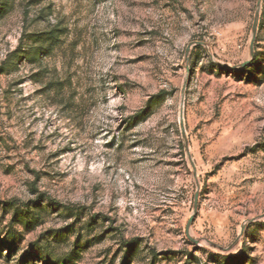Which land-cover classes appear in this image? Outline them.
Listing matches in <instances>:
<instances>
[{
    "label": "rangeland",
    "instance_id": "rangeland-1",
    "mask_svg": "<svg viewBox=\"0 0 264 264\" xmlns=\"http://www.w3.org/2000/svg\"><path fill=\"white\" fill-rule=\"evenodd\" d=\"M0 264H264V0H0Z\"/></svg>",
    "mask_w": 264,
    "mask_h": 264
},
{
    "label": "water",
    "instance_id": "water-1",
    "mask_svg": "<svg viewBox=\"0 0 264 264\" xmlns=\"http://www.w3.org/2000/svg\"><path fill=\"white\" fill-rule=\"evenodd\" d=\"M261 2V0H260ZM255 22H254V25H253V38H252V46H251V50H253V44L255 42V37H256V34H257V31H258V25H259V12L256 14V17H255ZM243 67V66H242ZM184 100V98L182 99V101ZM183 104H184V101H183ZM180 127H181V133H182V139L184 140L185 142V150H186V153L187 155L189 156V160H191V164L193 166V169H194V172L196 173V168H195V164L193 162V160L191 159V156H190V152H189V144H188V140H187V136H186V129H185V123H184V120H183V111H181V114H180ZM198 208H199V199H198V193H196L195 195V205H194V214L190 217V221L187 225V229H186V234H187V237L189 238V231H190V227L194 221V218L198 212Z\"/></svg>",
    "mask_w": 264,
    "mask_h": 264
},
{
    "label": "trees",
    "instance_id": "trees-1",
    "mask_svg": "<svg viewBox=\"0 0 264 264\" xmlns=\"http://www.w3.org/2000/svg\"><path fill=\"white\" fill-rule=\"evenodd\" d=\"M39 39L44 43L47 42L49 45H52L53 43H56L59 40V37L54 34V31H51L49 33L41 35ZM41 51H43V47L38 46L37 48H35L34 46L31 50V54L33 53L35 55H38L41 53Z\"/></svg>",
    "mask_w": 264,
    "mask_h": 264
}]
</instances>
